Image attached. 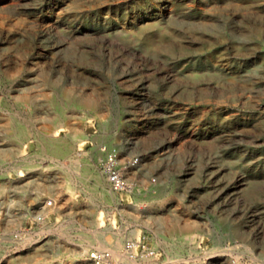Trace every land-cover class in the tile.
Instances as JSON below:
<instances>
[{
    "label": "rangeland",
    "instance_id": "obj_1",
    "mask_svg": "<svg viewBox=\"0 0 264 264\" xmlns=\"http://www.w3.org/2000/svg\"><path fill=\"white\" fill-rule=\"evenodd\" d=\"M138 238L264 264V0H0V264Z\"/></svg>",
    "mask_w": 264,
    "mask_h": 264
},
{
    "label": "built area",
    "instance_id": "obj_2",
    "mask_svg": "<svg viewBox=\"0 0 264 264\" xmlns=\"http://www.w3.org/2000/svg\"><path fill=\"white\" fill-rule=\"evenodd\" d=\"M116 160V152L113 149L105 151L104 159L101 163V172L111 192L128 191L129 185L120 174ZM50 206H52L51 200L44 201L33 216V221H42ZM154 256V251L146 247L141 239L138 238L125 240L121 245L120 251L116 254H113L109 248H92L86 252L85 258L90 264H127L126 261L133 262L153 258Z\"/></svg>",
    "mask_w": 264,
    "mask_h": 264
},
{
    "label": "bare ground",
    "instance_id": "obj_3",
    "mask_svg": "<svg viewBox=\"0 0 264 264\" xmlns=\"http://www.w3.org/2000/svg\"><path fill=\"white\" fill-rule=\"evenodd\" d=\"M96 181L98 182V179L96 178ZM98 238H100V237H98ZM103 242V241H102ZM105 246H107V245H105ZM111 249H114V248H111ZM115 250V249H114Z\"/></svg>",
    "mask_w": 264,
    "mask_h": 264
}]
</instances>
